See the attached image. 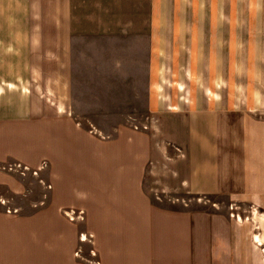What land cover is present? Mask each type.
<instances>
[{"label": "crops", "instance_id": "obj_1", "mask_svg": "<svg viewBox=\"0 0 264 264\" xmlns=\"http://www.w3.org/2000/svg\"><path fill=\"white\" fill-rule=\"evenodd\" d=\"M0 264H264V0H0Z\"/></svg>", "mask_w": 264, "mask_h": 264}, {"label": "rangeland", "instance_id": "obj_2", "mask_svg": "<svg viewBox=\"0 0 264 264\" xmlns=\"http://www.w3.org/2000/svg\"><path fill=\"white\" fill-rule=\"evenodd\" d=\"M215 10H218L219 12L221 11L220 9H215ZM198 11L201 12V13H199L201 15H205L206 14V9H199ZM230 11L232 12V9H230ZM233 11L237 12L236 9H233ZM239 11H241L242 13L243 12H248V9H240ZM223 42H225V41H221V40L213 41V44H214L213 45V50H214V57H213L214 60H213V62H214V67L215 68H217L218 65H219L218 69L221 68V66H222L221 60H222L223 55H222V50L221 49L223 47L222 46L223 45ZM241 42L243 43L244 41H241V40L240 41H238V40H236V41L235 40L234 41H230V48H231V51L232 52L229 51V53H234V54L237 53L235 50L238 49L239 43H241ZM197 48H198V51L202 53L201 62L199 61L200 63L198 65V70L203 71L205 65L207 64L206 59H205V55H206L207 52H209V49H210V41H198V47ZM224 48H225V46H224ZM237 56L238 55H236V54L235 55H232L231 54L229 56V62L226 61V64H230L231 65V69L237 68V66L239 64L238 63V57ZM184 60H185V58H183V62H185ZM227 60H228V58H227ZM215 61H218V64H215ZM184 120H185V118H183V119L182 118H171L170 119V121L172 123L175 122V124L177 125V127H176L175 130H176L177 133L179 132V136L181 134V130H180L179 127H184ZM163 123H164V121H163ZM158 125H160V123H157V126ZM162 136L163 135H161L159 138H161ZM163 165L164 164H160L159 167H161V168H158L157 169V174L159 176H161V177L168 178V177H170L172 175L173 169H171L170 164H166L165 167ZM165 184H166L165 186H168V184H171V183L169 182V183H165ZM171 192H173V190ZM174 192L177 194V191H174ZM175 193H173V194L175 195ZM174 195H172V194L171 195H165L164 198L172 199V198H175ZM85 239L88 240V239H91V237H87L86 236Z\"/></svg>", "mask_w": 264, "mask_h": 264}]
</instances>
